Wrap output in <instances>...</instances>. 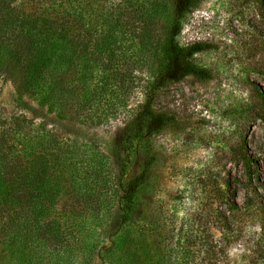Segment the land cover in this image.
I'll return each instance as SVG.
<instances>
[{"label":"rangeland","instance_id":"obj_1","mask_svg":"<svg viewBox=\"0 0 264 264\" xmlns=\"http://www.w3.org/2000/svg\"><path fill=\"white\" fill-rule=\"evenodd\" d=\"M176 1L69 0L76 73L87 46V57L98 51L86 69H94L98 55L112 54L115 74L107 71L101 79L121 77L111 85L102 82V88L92 80L101 99L90 110H75L82 90L78 74L76 97H62L67 102L52 110L21 93L9 76H0L5 116L41 122L58 139L78 143L80 153H87L82 146L87 145L111 161L116 154L127 156L116 147L150 93L154 109L167 114L165 126L152 136L149 166L142 147L128 154L125 178L146 171L148 179L132 216L138 249L109 256L99 249L89 253L74 241L60 261L264 264V0H197L181 19L177 41L201 45L192 61L206 76L160 86ZM101 41L104 49L96 47ZM3 242L0 232V264H9Z\"/></svg>","mask_w":264,"mask_h":264},{"label":"trees","instance_id":"obj_2","mask_svg":"<svg viewBox=\"0 0 264 264\" xmlns=\"http://www.w3.org/2000/svg\"><path fill=\"white\" fill-rule=\"evenodd\" d=\"M36 1L35 5L33 0H0V76H9L21 93L52 110L67 102L62 97L71 101L76 97L74 81L78 74L82 90L75 110L92 109L101 99L97 84L102 88V82L111 85L112 79L115 83L121 80L115 75L107 82L101 79L107 71L115 74L112 54L95 57L94 69L88 70L85 64L98 49L87 57L88 47L84 46L80 55L86 63L76 73L69 0ZM196 1L175 3L165 50L167 61L158 78L160 86L189 75L206 76L192 61L201 45L184 46L177 41L181 19ZM103 21L110 23L109 19ZM103 42L96 47L104 49ZM92 80L97 83L93 87ZM150 94L126 126L121 146L116 147L118 153L123 150L127 156L116 154L112 161L109 155L87 145H82L87 153H80L78 143L58 139L41 122L23 115L7 117L0 111V232L9 264H68L59 258L74 241L81 242L89 253L99 249L109 256L136 250L132 216L148 179L146 171L125 178L128 154L137 145L142 147L149 166L152 136L167 121L165 112L154 109V93ZM219 214L224 217L225 211ZM82 237L87 240L80 241ZM125 264L137 262L132 258Z\"/></svg>","mask_w":264,"mask_h":264}]
</instances>
